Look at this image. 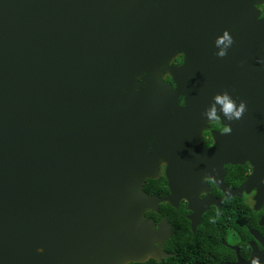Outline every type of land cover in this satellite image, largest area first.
I'll return each mask as SVG.
<instances>
[{
    "label": "water",
    "instance_id": "water-1",
    "mask_svg": "<svg viewBox=\"0 0 264 264\" xmlns=\"http://www.w3.org/2000/svg\"><path fill=\"white\" fill-rule=\"evenodd\" d=\"M261 5L0 0V264H128L158 254L164 236L145 212L183 194L195 201L202 178L227 162L260 168L262 183L249 179L258 206ZM225 30L232 43L219 57ZM225 94L246 101L238 120L217 102ZM217 117L230 132L214 131L203 150ZM163 160L165 198L143 190Z\"/></svg>",
    "mask_w": 264,
    "mask_h": 264
},
{
    "label": "flooded vegetation",
    "instance_id": "flooded-vegetation-1",
    "mask_svg": "<svg viewBox=\"0 0 264 264\" xmlns=\"http://www.w3.org/2000/svg\"><path fill=\"white\" fill-rule=\"evenodd\" d=\"M181 57L174 63H182L184 55ZM165 80L173 84L171 76ZM217 120L220 121L217 117L202 134L203 150L214 146V131L223 132L222 124L212 125ZM167 163L163 160L160 174L151 178L162 182L148 184L153 192L149 193L144 190L147 179L145 192L162 198L172 194L165 174ZM222 169L221 174L202 178L204 189L195 201L183 194L175 203L162 201L157 210L145 212V217L154 221L155 233L164 236L163 241L154 244L161 252L128 264H264V199L257 206L259 188L249 180L256 175L258 184L262 183L261 170L250 161L227 162ZM220 180H224L223 186L218 185Z\"/></svg>",
    "mask_w": 264,
    "mask_h": 264
},
{
    "label": "clouds",
    "instance_id": "clouds-1",
    "mask_svg": "<svg viewBox=\"0 0 264 264\" xmlns=\"http://www.w3.org/2000/svg\"><path fill=\"white\" fill-rule=\"evenodd\" d=\"M221 38H217V47L220 46L221 44ZM232 43V38L228 35V31H224V36H223V44L224 47L220 49L219 52L216 53L217 56L223 57L226 55L225 49H227L228 45ZM216 100L218 103L222 105V111L224 114L227 116L229 120H238L243 113L245 112L246 109V101L241 100L239 105H236L233 100H231L227 94L220 96L218 95L216 97ZM210 115H215V113H210ZM224 133L230 132V128L224 127L223 128ZM38 252L42 253L43 249H38Z\"/></svg>",
    "mask_w": 264,
    "mask_h": 264
},
{
    "label": "trees",
    "instance_id": "trees-1",
    "mask_svg": "<svg viewBox=\"0 0 264 264\" xmlns=\"http://www.w3.org/2000/svg\"><path fill=\"white\" fill-rule=\"evenodd\" d=\"M260 9H261V11H262V15L264 16V5H261V6H260ZM181 60H182V57L180 56V57L178 58V61H181ZM212 125H213L214 127H221V126H222L219 120H217V122L213 123ZM161 182H162V179H148V180L146 181V185L144 186V190L148 191L149 193H153V192L150 190L148 184H151V183H161Z\"/></svg>",
    "mask_w": 264,
    "mask_h": 264
}]
</instances>
